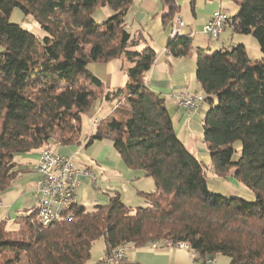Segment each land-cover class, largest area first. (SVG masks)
I'll list each match as a JSON object with an SVG mask.
<instances>
[{
    "label": "trees",
    "instance_id": "obj_1",
    "mask_svg": "<svg viewBox=\"0 0 264 264\" xmlns=\"http://www.w3.org/2000/svg\"><path fill=\"white\" fill-rule=\"evenodd\" d=\"M132 2L0 0V194L19 174L17 157L54 143L78 145L87 136L89 144L111 141L128 168L156 184L155 191L140 193L145 206H129L114 192L91 208L74 204L72 221L45 225L37 209L3 219L0 264H86L101 237L108 258L115 257L106 264H138L117 259L116 252L158 243L190 247L203 264L218 254L230 264H264V0H235L238 12L226 24L252 34L262 59L249 57L244 43L214 54L196 50V81L210 105L202 120L209 165L179 138L166 99L147 84L157 52L143 30L126 27ZM162 3V21L170 27L179 6ZM103 6L113 14L98 23L93 14ZM15 8L40 25L43 37L10 21ZM193 43L171 34L166 48L181 58ZM121 56L128 80L105 88L93 65ZM102 90L116 107L81 137L83 116ZM210 167L219 178L232 171L253 200L211 190Z\"/></svg>",
    "mask_w": 264,
    "mask_h": 264
},
{
    "label": "rangeland",
    "instance_id": "obj_2",
    "mask_svg": "<svg viewBox=\"0 0 264 264\" xmlns=\"http://www.w3.org/2000/svg\"><path fill=\"white\" fill-rule=\"evenodd\" d=\"M177 5L180 7L175 15L173 16L170 27H172L174 19L177 14H180L186 23V25H190V23L195 22V39L201 42L206 40V47L204 48L205 52L208 54L216 53L220 48H231L232 44H238V40L242 41L246 46L247 53L249 57L253 59H262L263 53L261 52L260 46L258 44L257 39L252 34H239L233 33L231 27L228 25L225 30L221 33L219 38H209L203 33L204 22L201 16L197 18L195 17L192 6L190 5V0H175ZM144 2H148L151 5V8L145 7ZM200 5L201 9L207 8L209 5L216 6L217 8H221V11L228 13L230 16H234L238 12V5L235 0H196V5ZM164 5L162 0H133L130 5L129 11L125 17L126 27L129 28L132 33H135V27L142 26L140 29L145 30V35L148 37L149 41H151V45L155 46L156 52L158 50H162L164 47L163 44H166L169 35L172 34L171 28L168 26H164L162 21V14H163ZM113 11L108 6L99 7L93 14V17L96 22L103 23L110 17ZM129 14V15H128ZM10 21L12 23H16L21 25L23 28L32 31L33 33L37 34L39 37H43V30L41 29L40 25L30 18L26 17L24 13L19 8L13 9L10 15ZM188 27V26H184ZM183 27V28H184ZM134 29V30H133ZM138 29V28H137ZM171 33V34H170ZM167 36L166 39L163 41L162 36ZM181 36H184L181 34ZM159 44L161 46H159ZM158 50H157V49ZM164 53L169 55V51L167 48L164 49ZM196 56L197 52L193 49L191 52L185 57V61L183 64V73L182 75L185 78V81L188 85H184L181 88H177L171 92V94L166 96L168 100L176 102L180 109L186 115V127L184 130V134L180 137L184 143H186L188 148L198 152V155L203 159L206 165L210 164L211 157L208 153L207 146L203 141V127H202V120L209 110L210 105L207 102L203 103V106L200 109H194L191 106H187L185 102V94L188 91H193L198 93L199 95H203L199 84L196 81L195 77V70H196ZM157 59V57H156ZM106 63L109 64L110 70H113L115 75V80L118 79L119 82L123 80V76L127 75V67L128 62L124 60V57H118L114 59H109ZM155 70V63L151 72L148 74V77L152 74ZM105 88H107L105 86ZM104 88V89H105ZM98 91V90H96ZM165 97V96H163ZM116 102H113L111 107H109V103L105 99L104 91H99L96 94L95 99L92 101L91 106L86 111L83 116V128L81 131V137L87 135L88 131H91L92 127H97L101 122L97 118V115L100 114L104 110H113ZM182 115V114H181ZM102 116V115H101ZM100 116V117H101ZM178 122V118H177ZM189 137L186 135V133ZM188 137V138H187ZM88 140V136L86 137ZM85 141L83 140L82 143ZM80 143V145L82 144ZM60 145L58 143H54L52 147H45L43 146L40 148V153L47 148L50 149H57ZM235 147H240V141L234 143ZM193 147V148H192ZM90 148H88L89 150ZM201 152V153H200ZM39 153V154H40ZM204 154V155H202ZM87 156V155H85ZM84 156V157H85ZM108 159L111 161L113 166H109L108 171L111 172L109 174L108 184H106L107 189H109V193L119 192L121 194V198L124 202H126L129 206L138 207V206H145L146 199L140 194L141 189L147 192L155 191L156 184L154 179L151 176H146L143 171H141V178L136 179L135 181L130 180L129 169L127 165L124 163L123 159L121 158L119 152L112 147L107 155ZM238 157V153L234 155V158ZM120 162V164H119ZM120 170H124L126 172L125 176H120L113 172H118ZM230 173H227V177L219 178L216 174L212 172V167L208 169L207 172V181L209 188L213 190L215 193H220L228 196L238 195L243 198L253 200V194L249 188H247L242 182L236 180L234 176ZM129 175V176H128ZM138 175V174H137ZM135 177V175H133ZM140 177V175H138ZM37 178V173L31 172L26 177L19 179L16 181L14 187L15 190L12 194L19 195L22 189L26 190V187H32L35 179ZM99 181V180H98ZM87 185L86 190L87 193H91L95 187L92 183L91 179ZM93 184V185H92ZM112 190V191H111ZM109 197V196H108ZM108 197L100 196L99 199L102 203L108 202ZM27 198V205H30L31 202L28 200L31 199L30 196H25ZM11 197L4 199L5 204H9ZM16 207L12 209V219L15 220L17 214L15 213ZM9 227V226H8ZM162 242V240H161ZM158 243V242H157ZM157 245V244H156ZM152 247V245H151ZM165 247H178V246H171V245H162L158 243L156 248L152 247L153 249H163ZM190 248V247H189ZM129 254V253H128ZM124 257V256H123ZM108 256L106 254V243L104 238L97 239L91 249V257L87 260L86 264H106L108 261ZM217 264H230V258L224 254H218L215 258ZM196 264H203L202 260H196Z\"/></svg>",
    "mask_w": 264,
    "mask_h": 264
},
{
    "label": "crops",
    "instance_id": "obj_3",
    "mask_svg": "<svg viewBox=\"0 0 264 264\" xmlns=\"http://www.w3.org/2000/svg\"><path fill=\"white\" fill-rule=\"evenodd\" d=\"M144 5L145 7L151 8L152 4H149L148 2H144ZM220 9L221 8H217L216 6L213 5H209L207 8L201 9L200 5L198 4L196 5V1H195V9L193 10V13L197 19L194 21H197L198 17L201 16L205 24L207 20H209L213 12ZM185 26L188 27H184L181 31V34L193 39L194 42L193 50L196 51L198 48L204 50V48L206 47V40L205 42L204 40L201 42V40L198 41V39L197 40L195 39V34H197V32L195 31V22ZM141 27L142 26H138L135 27L134 29L135 31H137V28L140 29ZM143 31L145 32L144 29ZM166 37L167 36H164L163 34L162 36L163 41L166 39ZM170 37L171 35H169V37L167 38L169 39ZM237 42L242 43V41L240 40H238ZM166 44H163L164 47L162 48L161 51L156 48L158 51H157V59L155 61V70L152 72L150 77H148L147 84L152 90L156 91L157 93H160L162 96H165L164 98L166 99V105L173 119L175 129L177 131L179 138L182 139L180 136L184 134L183 132L186 127V115L183 112V110L179 108L176 102H174L173 100L172 101L168 100L166 96L167 95L169 96L173 90L177 88H181L184 85H188L185 81L184 76L182 75L185 57L175 58L168 55L167 53L165 54L164 49L166 48ZM159 46L161 45L159 44ZM152 47L155 49V46ZM93 70L95 74L104 82L107 88H112V89L122 88L125 86L128 80L127 75L123 76V80L121 82H119L118 79L115 80V75L113 73V70H110L108 63H101V62L94 63ZM110 104L112 103H109V105ZM109 107H111V105ZM111 111L112 110H104L97 115V118L100 121L101 118H105L106 116H108ZM177 118H178V122H177ZM91 131H92V125H91ZM91 131H88L87 135H89ZM186 135L189 137L187 133ZM112 147H114L112 142L107 139H104L100 141L95 140L90 144L88 140H86L81 145L78 144L67 147L59 146L57 148L58 151L70 155L77 165L90 168L94 170L97 174L96 181L93 182L91 180L95 187V189L91 193H87L86 190L87 185H89L88 183L90 181V178L82 177L81 183L75 193V198H74L75 205L77 206L84 205L87 208H91L96 204L102 203V201L99 199V195L106 197L109 196L110 190L107 189L106 184H108L107 179L109 178V174H111V172L108 171V168L109 166L111 167L113 165L111 161L108 159L107 155ZM88 148L90 149L88 150ZM191 151H193L199 158H201L200 155H198V152L195 151V149L194 150L191 149ZM39 153L40 150H35L31 154L16 158L19 174L12 182L10 189L0 194V201L2 203L0 206L1 219H7V218L12 219L11 217H12L13 207H16L15 213L17 214V216L25 214L31 210L37 209V194L35 192V188L39 178V174L35 170V163L40 155ZM128 169H129L130 180L132 182L135 181L136 179L141 178L142 170L131 169V168ZM31 172L37 173V178L35 179L32 187H26V190L22 189L19 195L12 194V192L15 190L14 185L16 181L26 177ZM113 173L118 174L120 176L126 175V172L124 170L123 171L120 170V168H119V173L117 171ZM137 174L140 175V177ZM133 175H135V177ZM141 192H146V191L141 189ZM25 196L31 197V199L28 200L29 202H31L30 205H27V198H25ZM9 197H11L9 204H5L4 199ZM157 246L158 244L152 245V247L154 248H156ZM152 247L146 246L141 248H135L132 246H128L125 250V257L127 261L138 264H196V260H199L197 259V256L194 253V251L190 248H184L178 246L171 248L165 247L163 249H153Z\"/></svg>",
    "mask_w": 264,
    "mask_h": 264
},
{
    "label": "built area",
    "instance_id": "obj_4",
    "mask_svg": "<svg viewBox=\"0 0 264 264\" xmlns=\"http://www.w3.org/2000/svg\"><path fill=\"white\" fill-rule=\"evenodd\" d=\"M231 16L220 10H216L204 24L203 33L209 38H218L223 32ZM186 25L182 16L177 14L171 32L181 33ZM187 106L200 109L205 102V96L188 91L185 94ZM35 170L39 174L35 192L37 194V211H46L48 220H56L72 213L74 198L82 177L90 178L93 182L97 179L94 170L77 165L70 155L58 152L56 149L47 148L46 155L38 157ZM0 201V206H1ZM3 219L0 218V222ZM167 245V244H164ZM126 250V249H125ZM125 250L117 251L116 255H124ZM108 263L115 257L107 259ZM205 264H217L215 258H209Z\"/></svg>",
    "mask_w": 264,
    "mask_h": 264
},
{
    "label": "bare ground",
    "instance_id": "obj_5",
    "mask_svg": "<svg viewBox=\"0 0 264 264\" xmlns=\"http://www.w3.org/2000/svg\"><path fill=\"white\" fill-rule=\"evenodd\" d=\"M176 34V32H172V35ZM46 151L47 149H44L39 157H43L46 155ZM60 152V151H58ZM62 153V152H61ZM75 212H73V208H72V213H69L67 215H65V217H62V218H59V219H56V220H48V215H47V212L46 211H38V215L40 217V220L43 222V224L45 225H51V224H54V223H57V222H62V221H72L75 219V215H74ZM164 244H167V243H164ZM125 250L124 248H121L119 249L118 251H123ZM124 255H116V258L117 259H121L123 258ZM206 261H209V258L206 260Z\"/></svg>",
    "mask_w": 264,
    "mask_h": 264
}]
</instances>
